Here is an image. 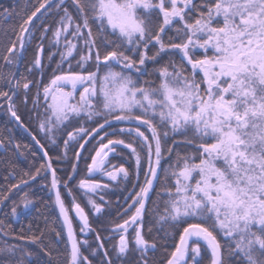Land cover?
I'll return each mask as SVG.
<instances>
[{
    "label": "snow or ice",
    "instance_id": "1",
    "mask_svg": "<svg viewBox=\"0 0 264 264\" xmlns=\"http://www.w3.org/2000/svg\"><path fill=\"white\" fill-rule=\"evenodd\" d=\"M50 3L51 0H44L23 21L18 37L21 50L24 48L23 33L28 32L26 25H30L37 13ZM63 3L64 0H58L57 7ZM72 3L83 18V25L76 24L71 36L73 39L82 38V27L88 29L87 37H83L87 54H82L78 61L81 67L93 59L96 47L89 19L99 22L100 33L110 29L118 37V42L113 50L105 52L102 61L99 50L95 52L96 71L55 75L43 88L44 99L49 102L46 105L48 115L40 129L53 133L71 118L82 115L88 120L104 118L94 132L113 121L136 123L137 127L121 128L120 131H127L130 135L134 133L142 141L139 146L147 149L148 170L144 186L128 206L135 209L134 213L113 229L121 233L117 256L123 257L129 251L126 234L130 226L142 220L145 202L157 178L162 152H172L171 147L164 146L171 132L184 135L186 143H195L197 152L185 157L177 154L176 163L180 166L173 167L171 171L175 188L166 190L169 196L165 208L167 215L161 219L184 222L187 226L183 227L167 264H187L190 253L193 264H199L197 257L202 258V251L210 252L209 264H225L224 249L234 258L229 260V264H237L238 261L264 264V0H202L200 5L194 0H72ZM64 14L61 26L53 33L56 44L62 35H69L74 22L66 7ZM168 29L175 30L178 35L182 33L183 42L165 44L161 34ZM47 31L45 28L44 32ZM67 44L62 59L72 56L77 47L71 40ZM150 45L159 46L151 57L147 55ZM124 46L127 47L120 50ZM197 48L203 50V58L193 55ZM169 49L179 50L186 64H173L172 71L167 66L159 69L160 82L156 87L141 86L131 75L113 70L115 64L123 69L140 71L137 65L143 66L149 59L155 60ZM209 49L212 50L210 55ZM15 50L16 44L13 43L8 52L11 54ZM42 51V48L38 49V52ZM4 61L7 64L14 62L9 56H5ZM101 63L107 68L102 75ZM34 66H42L39 54ZM16 86H20L19 81ZM68 86L71 90H65ZM78 86L82 88L79 93ZM23 87L28 89L29 83L25 82ZM0 96L7 97L8 93L0 92ZM9 111L19 121L11 105ZM140 125L151 133L150 137L140 130ZM85 132L83 127L69 132L65 147L69 141L76 140L77 134ZM189 132L196 137L195 141L187 139ZM55 142L53 139L52 143ZM120 145L131 151L139 167L141 157L133 143L108 139L95 151L89 172L102 170L108 153ZM79 147L83 149L84 144ZM76 155L79 157L80 153ZM47 167L51 169L50 162ZM119 174L127 178L128 171L120 167L107 172L113 181ZM20 183L27 184L28 181L21 180ZM79 186L88 191L107 187L88 180H81ZM13 187L19 188L20 184ZM51 189L55 192V203L71 243L70 264H91L81 253L54 169ZM7 198L3 196L2 199ZM21 203L24 209H28L32 201L25 194ZM89 203L95 212L101 211L94 202ZM17 207L12 208L13 217L18 215ZM72 209L83 222L81 231L88 229V217L74 199ZM134 231L133 242L141 252L142 264H148L144 256L149 248L155 249L156 245L144 239L140 228ZM218 235L224 237L223 245ZM17 238L31 243L41 239L40 236ZM201 241L206 246L203 249ZM16 248L15 245L0 248V256H15ZM95 254L93 251L92 255ZM26 255L31 257L32 254ZM104 255L107 257L108 253ZM0 264H11V261L4 260ZM15 264H24L23 258ZM107 264H112V261L107 260Z\"/></svg>",
    "mask_w": 264,
    "mask_h": 264
},
{
    "label": "trees",
    "instance_id": "2",
    "mask_svg": "<svg viewBox=\"0 0 264 264\" xmlns=\"http://www.w3.org/2000/svg\"><path fill=\"white\" fill-rule=\"evenodd\" d=\"M194 3L200 5L202 0H194ZM58 0H51V19L49 20V16H45V26H50L49 35H51V54L54 53V48L52 45V41L54 39L53 33L59 27L61 17H64V8L66 7L68 13L73 17V20L79 22V24H83V18L78 13L76 6L72 3V0H66L60 7H57ZM162 20V17L160 18ZM42 19L38 21L42 22ZM35 21V22H36ZM89 26L92 29L93 37L96 40V47L93 49V57L95 56V52L99 50L101 59L106 51L113 50L115 48V44L118 42V37L113 35L109 29L104 33L99 32V22L89 19ZM155 31V29H154ZM88 29L83 31V36L87 37ZM42 33H40L41 36ZM162 35V39L165 44H170L172 42H183V34H177V32L173 29H168ZM107 37V39H106ZM41 39V37H40ZM47 39L46 41H48ZM84 41V40H83ZM82 41V43H83ZM108 41H112V43H108ZM46 44H48L46 42ZM127 46L122 47L120 50H124ZM45 52L46 58L49 56L48 48ZM158 45L153 47L149 46L147 50V55L152 56L158 51ZM55 59L51 61V80L55 77V75L67 74L69 72H83L81 65L78 63L80 60V56L86 52V47L80 45L76 50V53L71 61H67L63 63L62 54L64 53L61 48L55 47ZM140 51H144L141 49ZM166 53V54H165ZM126 54L131 55V53L126 52ZM196 56V55H195ZM138 59V57H135ZM148 66H146L145 73L143 72L141 75L139 73L133 72V70L126 69L125 72L128 75H131L133 80L136 81L141 86H151L156 87L159 84L158 73L159 69L167 66L171 68L173 64L179 65L183 63L181 55L177 50L169 49V51L161 53L156 57L155 60H148ZM138 66V65H137ZM102 70H104V66H100ZM137 72V71H136ZM147 72V73H146ZM141 73V72H140ZM42 79H40L41 81ZM10 80L7 81L9 83ZM48 82L47 79L43 80ZM11 82V81H10ZM147 82V83H146ZM43 86V85H41ZM82 118H73L68 123L63 125L58 130V135L56 137V142L53 144L42 143L41 145L45 148L49 156L51 157L53 168L57 175V180L61 185V194L64 201L72 202L73 199H78L80 203L85 202L84 195L85 191L82 190L79 186L81 180H101L96 177H91L89 172V165L91 164V158L95 155V151L99 147L103 141H98V137L92 139L87 144L85 142H71L68 143V146L65 147L64 141L67 140V134L69 132H76L77 128L83 126ZM98 126V123L95 122L93 124H87V127L93 130ZM125 125H114L98 136H106L107 132L109 137L108 139H123L126 143H133V146L137 147V151L142 157L141 165L137 167L134 156L130 153V151L126 148L115 147L118 155L116 157L111 158V164L118 167H125L128 171V176L126 180H122L115 187V189L105 194V198L109 201H120V200H133L135 198V194L140 191V188L144 186L145 173L148 170L147 167V159L146 148H140V144L142 143L138 138H136L133 134L129 133H117L118 129ZM86 127V126H83ZM115 129V130H114ZM163 129V126H161ZM160 129V130H161ZM188 134H192L189 136ZM187 134V139H191L193 141L196 140V137L192 132ZM108 136V135H107ZM105 138V137H104ZM106 138V139H107ZM185 136L180 135L179 137H172L171 134L166 138V143L164 144L165 148L171 147L172 152L169 154L167 151L162 152V158L160 162V168L158 172V177L155 182V186L152 189L151 193L148 197V203L146 205V210L144 212L143 217V225H144V235L148 238L150 243H155L157 245V250L155 253H150V255L145 260L148 261V264H167V260L170 258V254L174 251L175 245L179 242V236L182 234L183 227H186L187 224L184 222L177 223L171 220H161V230L158 229L157 223L158 220L156 217L166 216L167 213L164 209L167 207L162 201H164L165 193H167V189L174 190L175 183L174 178L171 175V171L173 167H179L177 165V154L181 157L190 156L197 152L195 143H186ZM105 140V139H104ZM164 142V138L162 137V143ZM84 144L83 154L77 157L76 153H78L81 148L80 144ZM33 148L35 146L31 144ZM25 155H21L24 157ZM27 160L29 161V165L23 166V170L19 172L17 169V165L15 164V160L18 159L16 154L14 155V160L12 158V154L8 155V159H6V165H2L1 167L4 169V173L0 175V248H4L6 246H17L16 255L11 257L0 256V262L4 260L11 261V264H15L16 261H19L21 258L24 260V264H52L51 261V220L55 224V238L57 239V247L62 248V241L65 242L64 231L61 226V222L59 220V216L56 211L53 210V195L50 192V177L46 173V165L42 156L38 155V162L36 165H32L35 161L32 159V154L27 155ZM182 164V162H181ZM73 166H75V171H73ZM38 168V169H37ZM39 170V174L37 175V170ZM9 173L13 174V178L9 177ZM35 176L36 181L28 186L25 190V193L33 198L34 208L27 215L25 214L20 222H16V216H12V208L13 206H17L18 215L24 210L21 206L22 198L25 196L17 197V193L14 189L8 190L9 187L17 185L21 182V180L29 181L32 177ZM71 177V179H69ZM14 179V180H12ZM67 185V187H65ZM33 189V193H32ZM12 190V191H11ZM37 193H36V192ZM69 192L71 193L69 195ZM134 192V193H133ZM133 193V195H132ZM19 194V193H18ZM86 194V193H85ZM3 196H7L8 198L2 199ZM11 199V200H9ZM13 199V200H12ZM8 200L10 201L8 204ZM7 201L6 205L2 207L1 205ZM13 203L11 204V202ZM84 205V204H83ZM72 206V205H70ZM2 207V208H1ZM164 211V212H163ZM164 213V214H163ZM118 217L117 214L112 213V215H108L106 219L103 221L94 222V226L96 227L97 233L103 238L105 235L103 233L106 231L108 227V222L112 219ZM166 236V245L159 246L158 243H161L157 236ZM42 234V235H41ZM31 237V236H40L41 239L37 241V243H31L29 240L18 239L17 237ZM95 242V239H93ZM218 240L224 244L221 237L218 235ZM202 245V249L204 245ZM43 249V251L41 250ZM26 253H31V257L26 255ZM45 253H48L47 255ZM57 254V253H56ZM140 253L133 254V256L127 260L126 262L122 261L120 264H142ZM67 257V256H66ZM55 262L57 264H66L65 254H57L55 255ZM210 253L202 251V258L198 260L199 264H209ZM224 259L225 264H229L230 259H234L229 256L226 249H224ZM193 261L191 258L189 259V263ZM68 264V261H67ZM104 264H107L104 260ZM114 264V263H113ZM237 264H243L242 261H238Z\"/></svg>",
    "mask_w": 264,
    "mask_h": 264
},
{
    "label": "flooded vegetation",
    "instance_id": "3",
    "mask_svg": "<svg viewBox=\"0 0 264 264\" xmlns=\"http://www.w3.org/2000/svg\"><path fill=\"white\" fill-rule=\"evenodd\" d=\"M44 0H0V92H7L8 96H0V175L2 176L5 172L4 169L1 167L2 165H6V159H8V155L12 154V158L14 160V155L18 157L15 160V164L17 165V169L19 172L23 170V166L26 167L29 165V161L27 160V155L32 154V159L35 161L32 165H36L38 162V155L40 153L37 145L34 143L33 139L25 133L16 123V121L12 118L11 112L9 111V107L11 105L12 110L16 112L17 116H19V122L29 131V133L35 137L39 144L46 143L51 144L50 136L46 137L42 134L40 129V124L42 118L46 117L48 113L45 111L44 103V94L43 88L47 86L51 81V61H54L55 57L51 54V35H49L50 26H45V16H49V20L51 19V3L46 6V9L37 17L38 21L42 19V22L36 21L31 23L30 25H26L28 28V32L23 33V42L24 48L21 50L20 48V41L18 37L21 35L20 28L23 24V21L31 15L33 11L37 7H39L40 3H43ZM36 19V20H37ZM47 28L48 31L45 33L44 29ZM40 33L41 36H40ZM41 37V39H40ZM49 39L48 41H46ZM46 42L48 44H46ZM15 43L16 50L13 53H9V47ZM49 45L48 52L49 56L46 58L45 52L47 51V46ZM42 48V52H38V49ZM40 55L41 64L40 68H36L34 66V61L37 55ZM54 55V53H53ZM9 56L13 59L12 64H7L4 61V57ZM116 67V66H115ZM31 69V70H30ZM114 71L115 68H113ZM40 79H42L40 81ZM47 79L48 82L43 80ZM10 80L11 83H7ZM19 81V87H17V82ZM27 82L29 83V88L24 89L23 84ZM43 85V86H41ZM70 87V86H69ZM10 97V99H9ZM42 97V98H41ZM45 102H48L45 100ZM45 112L44 115L41 111ZM85 140V139H84ZM83 140V141H84ZM92 140V139H91ZM85 140L88 142L91 141ZM86 143V144H87ZM33 144L35 148L31 146ZM21 155H25L21 157ZM49 155V154H48ZM42 156V155H41ZM50 160L51 157L49 156ZM44 160V159H43ZM46 165V162L44 160ZM38 169V168H37ZM36 169V170H37ZM21 173V172H20ZM46 173H47V165H46ZM12 176V177H11ZM9 177L13 178V174L9 173ZM14 180V179H12ZM36 181L35 179H30L28 181L27 186L23 188H15V192L17 193V197L25 196V190L28 186L33 184ZM20 186L23 185L19 183ZM14 189L13 186L9 187L8 190ZM12 191V190H11ZM36 192V191H35ZM50 192H51V184H50ZM19 193V194H18ZM33 193V189H32ZM37 193V192H36ZM34 195V193H33ZM27 198L32 201V204L28 209H24L23 204V211L16 216V222H20L25 214H29L34 206L33 198H30L27 195ZM11 200V199H9ZM8 200V204L9 201ZM13 200V199H12ZM66 207L69 208V214L71 216L73 226L77 235V241L79 242V247L81 249V253L83 256L88 257V260L91 264H104V260L107 263V260H111L112 264H120L122 261L126 262L129 260L133 254L140 253L139 250L136 249L134 244V236L135 231L134 227L128 229L126 234L129 240V251L123 257L117 256V245L119 243L120 238V231L115 229L117 224H121L126 219H130L129 217H125V214L121 216L122 212H126L125 206L120 207L118 204L119 201H96L94 202L101 208L99 213L95 212V210L90 206V204L85 201L84 203H80V206L84 209L85 214L89 219V228L81 231L82 225L73 217L72 215V202L64 201ZM131 201H124L123 203L129 204ZM7 201H5L1 206L4 207ZM13 201L11 202V204ZM145 204V210L146 205ZM79 204V203H78ZM84 204V205H83ZM53 210L52 212L58 211L56 209L55 200H53ZM1 207V208H2ZM1 210V209H0ZM144 210V212H145ZM112 213L117 214L118 217L112 218L108 222V227L106 231L103 233L105 235L103 238L100 234L97 233L96 227L94 226V222L103 221L107 218L108 215H112ZM121 213V214H120ZM59 216V214H58ZM54 220V218H53ZM51 220V261L52 264H57L55 260V255L65 254V261L64 263L70 264L71 259V249L69 245V241L67 239V235L64 229V226L61 222L62 229L64 231L65 242L62 241V248L57 247V239L55 238V224ZM142 233V236L146 241L150 243L148 238L144 235V225L139 227ZM99 236V239L97 237ZM95 239V242L94 240ZM86 242V243H85ZM57 244V245H56ZM103 244L101 248L100 245ZM203 244V243H201ZM204 245V244H203ZM157 250L156 248L152 251H148L150 254L155 253ZM95 251V255H92V252ZM107 252V257L104 253ZM57 253V254H56ZM67 256V257H66ZM141 256V255H139ZM111 257V258H110ZM189 262V259H188ZM187 262V264H188Z\"/></svg>",
    "mask_w": 264,
    "mask_h": 264
},
{
    "label": "rangeland",
    "instance_id": "4",
    "mask_svg": "<svg viewBox=\"0 0 264 264\" xmlns=\"http://www.w3.org/2000/svg\"><path fill=\"white\" fill-rule=\"evenodd\" d=\"M64 2H66V0H64ZM66 19V18H65ZM74 21V20H73ZM82 22H83V20H82ZM76 24H79V22H73V24H72V26L69 28V35H67V36H65V35H62L61 37H60V42H59V44H56L55 43V41H54V39H53V41H52V45H53V48H54V53H55V47L57 46V47H59V48H61V50L64 52V53H66V51H67V48H68V44H67V41H69V40H71L73 43H75L76 45H77V47H76V49L73 51V55L72 56H70V57H67L66 59H63V63H66L67 61H71L72 60V58L74 57V55H75V53H76V50L79 48V46L80 45H82V46H85V44H84V39H83V37L82 38H77V39H73V37L71 36V32L74 30V28H75V25ZM81 26L83 25V24H80ZM61 25L59 24V27H60ZM85 29L82 27V32L84 31ZM110 30V29H109ZM111 31V30H110ZM183 37V36H182ZM82 41H83V43H82ZM159 47V46H158ZM178 51V53L181 55V57H182V53L181 52H179V50H177ZM211 49H209V55L211 54ZM84 55H86L87 54V48H86V52L85 53H83ZM166 54V53H165ZM193 55L196 57V58H203V56H204V52H203V50L202 49H195V51H194V53H193ZM52 56H54L53 55V53H52ZM55 57V56H54ZM103 59H101V61H102ZM110 64H112V62L110 61L109 62ZM148 63H149V61H146V63H145V65H143V66H140V65H138L137 67L138 68H140L141 70L140 71H137L136 72V70H133V72H135V73H139V75H141L143 72L145 73V69H146V66H148ZM183 63H185L186 64V61H184ZM180 65V64H179ZM101 66H104L105 68H104V70H102L101 68H100V74L102 75L104 72H106L107 71V68H106V66L103 64V63H101ZM116 66V67H115ZM113 68H115V70L116 71H121V70H123V71H125L126 69H123L120 65H115V64H113ZM188 68L190 69V66H188ZM169 69V71H172L173 70V66L171 67V68H168ZM114 70V69H113ZM82 71H83V73L84 74H87V71H96V67H95V59H94V57H93V59L91 60V61H89L88 62V64L87 65H84V67H82ZM141 72V73H140ZM147 73V72H146ZM200 77L199 76H197V79H199ZM158 80H159V82H160V77H159V73H158ZM202 88L204 87V85H202L201 86ZM65 90H71L70 89V87L68 86ZM79 91H82V88H80L79 86H78V88H77V93H79ZM42 98V97H41ZM43 99H44V97H43ZM76 99L78 100L79 99V96H78V94H77V97H76ZM49 102V101H48ZM48 102H45V99H44V103H46V105H47V103ZM73 103H75V101H72ZM46 105H45V107H46ZM45 111H46V108H45ZM44 115H46L45 114V112H43V109H42V111H41ZM46 117H47V115H46ZM46 117L44 118V116L43 117H41L42 118V121H41V123L46 119ZM80 118H82V119H84L83 120V126H86V127H83V126H81V127H83V128H85L86 129V132L84 133V134H77V138H76V140H73V141H69V143H71V142H79V143H81L82 142V140H91V139H94V138H96V137H98V141H103V143H107V141H108V138L107 137H109V135L110 134H108L109 132H107V135L106 136H104V137H102V136H98L100 133H102L104 130H106L107 128H109V127H111V126H114V125H125V126H123V127H121V128H123V129H129V128H135V127H137V125H136V123L135 122H116V121H113L112 123H111V125H108V124H106L105 125V127L104 128H102V129H100L98 132H94L93 130L95 129H93V130H91L90 128H88L87 127V124H93V123H95V122H97L98 123V126L96 127V128H98L99 127V124L100 123H103V120H104V118L103 117H94L92 120H88L87 119V117H85V116H81ZM71 119H73V118H71ZM70 119V120H71ZM77 119H79V118H77ZM69 120V121H70ZM69 121H67L66 123H68ZM65 123V124H66ZM64 124V125H65ZM63 126V125H62ZM62 126H60L58 129H56L53 133H48L47 131H41L42 132V134L44 135V136H46V137H48V136H50V138L49 139H51V142H52V140L53 139H55L56 140V137H57V135H58V130L62 127ZM140 127V130L141 131H144L145 132V134L146 135H148L149 137L151 136V133L150 132H148L147 131V129L145 128V126H143V125H140L139 126ZM121 128H119L118 129V131H117V133H128L127 131H125V132H121L120 131V129ZM115 130V129H114ZM164 129H161V131H163ZM134 136H135V134L134 133H132ZM170 134H171V136L172 137H179L181 134H179V133H177V134H172L171 132H170ZM189 136H192V134L190 135V134H188ZM101 138H103V139H101ZM107 138V139H106ZM137 138V137H136ZM105 139V140H104ZM139 139V138H138ZM85 140L83 141V142H85ZM142 142V141H141ZM100 146V145H99ZM122 145H120V146H115V147H121ZM123 147V146H122ZM99 148V147H98ZM98 148H97V150H98ZM124 148V147H123ZM129 150V149H128ZM130 151V150H129ZM130 153H131V151H130ZM132 154V153H131ZM118 155V153L116 152V150L115 151H113V152H109L108 153V157H107V160L105 161V166H104V168L102 169V170H100V171H95V172H91L90 174H91V177L93 178V177H96V178H99V179H101V180H89V182H91V183H96V184H100V185H107V187H100V188H96L95 190H93V191H88L87 189H82V190H84L85 191V193H84V195L82 196L83 198H85V201H87L88 203H89V201H92V202H96V201H103V202H105V201H107V199L105 198V194H107V193H110V192H112L114 189H115V187H118L117 185L119 184V182L120 181H122V180H126V178L123 176V174H119L118 176H117V179L116 180H111V179H109V177L107 176V172H109V171H114L115 169H118V168H120V167H116L115 165H113V164H111V158H113V157H116ZM141 157V156H140ZM142 158V157H141ZM145 158L147 159V149H146V155H145ZM134 159H135V156H134ZM154 160H155V157L153 156V164H154ZM141 161H142V159H141ZM147 161H148V159H147ZM135 162H136V159H135ZM160 162H161V160H160ZM140 165H141V163H140ZM114 166V167H113ZM147 167H148V162H147ZM125 168V167H124ZM159 168H160V166L157 168V177H158V172H159ZM126 169V168H125ZM156 180H157V178H156ZM156 180L153 182V188H154V186H155V182H156ZM152 188V189H153ZM152 191V190H151ZM151 191L149 192V194L151 193ZM134 193V192H133ZM133 193H132V195H133ZM148 197H149V195H148ZM135 199V198H134ZM133 199V200H134ZM164 201H162V203H164L165 205H166V201L169 199V196L167 195V193H165V197H164ZM75 200V202L76 203H79L80 204V201L78 200V199H74ZM133 200H127V201H131L129 204H125V203H123L124 202V200H120L119 201V205H120V207H122V206H125V205H127V206H125V207H127L125 210H126V212H122V214H121V216H123L124 214H125V217H127V216H129L130 214H133L134 213V211H135V209L134 208H131V209H129V205H131L132 204V201ZM148 201V199L146 200V202ZM146 202H145V204H146ZM90 204V206H92L91 205V203H89ZM167 206V205H166ZM164 211H165V209H164ZM163 211V212H164ZM164 214V213H163ZM143 217H144V213H143V215H142V220L141 221H139L136 225H132V226H130L129 228H131V227H134V230L136 229V228H139L140 226H142L143 225ZM130 218V217H129ZM157 218V220H158V222H156L157 223V227H158V229H160L161 230V225H162V223L160 222L162 219H159V217H156ZM179 223H181V222H179ZM162 231V230H161ZM164 236L162 237L161 235L160 236H157L156 238L157 239H159L160 241H161V243H158V245L159 246H163V244H165L166 245V236L167 235H165V233L163 234ZM220 237H221V239H222V241L224 242V237L222 236V235H219ZM156 245V244H155ZM204 247H206L205 245H204ZM156 248V247H155ZM153 249L152 248H149L148 249V251H152ZM210 253V252H209ZM150 254L147 252V254L144 256V257H148ZM111 258V257H110ZM191 258V253L189 254V259ZM200 259V257H197V261ZM188 264H193V262L192 263H189L188 262Z\"/></svg>",
    "mask_w": 264,
    "mask_h": 264
},
{
    "label": "water",
    "instance_id": "5",
    "mask_svg": "<svg viewBox=\"0 0 264 264\" xmlns=\"http://www.w3.org/2000/svg\"><path fill=\"white\" fill-rule=\"evenodd\" d=\"M46 9V8H45ZM45 9H42L41 10V12H39V13H37V16L35 17V18H33V20H32V23L37 19V17L45 10ZM12 118L16 121V123H17V125L25 132V133H27L28 135H30V137L33 139V136L29 133V131L21 124V122H19V121H17L16 120V118L15 117H13L12 116ZM33 141H34V143L37 145V147H38V149H39V151H40V153H41V155H42V157H43V159L45 160V162H46V165L48 166V164H49V162L51 163V169H49L48 167H47V173L49 174V176H50V180L52 181V170H53V165H52V162H51V160H50V158H49V155H48V153L46 152V150L38 143V141L36 140V139H33ZM45 153H47V155H45ZM81 154V153H80ZM93 172H95V171H93ZM56 179H57V176H56ZM28 184V183H27ZM27 184H23V185H21L19 188H23V187H25V186H27ZM58 189H59V191H60V193H61V190H60V185H59V183H58ZM52 190V189H51ZM52 193H53V196H54V200H55V192L52 190ZM62 197V196H61ZM55 205H56V203H55ZM56 209H57V211H58V214H59V217H60V219H61V222H62V224H63V226H64V229H65V232H66V235H67V239H68V234H67V228H66V226L64 225V221H63V217L61 216V214H60V211H59V208H58V206L56 205ZM0 213H1V210H0ZM85 213V212H84ZM72 215H73V217L81 224V225H83V222L79 219V217L77 216V214L75 213V211L74 210H72ZM86 215V214H85ZM69 216H70V214H69ZM87 216V215H86ZM70 218H71V216H70ZM88 223H89V219H88ZM72 226H73V222H72ZM73 230H74V234H75V236H76V232H75V229H74V226H73ZM76 239H77V236H76ZM68 241H69V239H68ZM202 242V241H201ZM69 245H70V249H71V243H70V241H69ZM188 262V261H187Z\"/></svg>",
    "mask_w": 264,
    "mask_h": 264
}]
</instances>
